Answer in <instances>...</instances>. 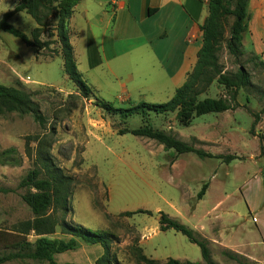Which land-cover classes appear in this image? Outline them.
I'll use <instances>...</instances> for the list:
<instances>
[{"label":"rangeland","instance_id":"1","mask_svg":"<svg viewBox=\"0 0 264 264\" xmlns=\"http://www.w3.org/2000/svg\"><path fill=\"white\" fill-rule=\"evenodd\" d=\"M7 6L11 8V3L0 4V18ZM9 21L27 34L31 24L35 23L25 12ZM50 21V26L41 35L43 40L54 39L50 32L55 17L52 16ZM51 48L58 49V46L52 44ZM31 51L19 38L0 32V83L16 86L20 81L46 117L45 126L41 127L30 115H0V152L14 147L17 150L14 157L20 159L18 165L0 163V188L8 189L0 191V255L12 250L11 243L16 238L13 227L32 216L21 198L26 190L18 184L35 166L37 144L30 142L29 156L25 150V136L37 135L49 141L55 163L74 178L75 188L70 199L72 212L66 218L90 230L113 234L115 238L110 242L113 264H146L138 258L140 251L156 261L152 264H165L169 257L206 264L199 247L185 235L173 229H159V211L205 238L214 264H264V244L248 213L250 202L251 206H257L255 217L264 219V212L258 211L264 205V156L259 148L261 142L264 151V68L256 64L257 60L251 58V54L235 59L226 49L225 42L218 52L223 71L234 72L239 65L244 66L251 82L263 92L241 88L236 97L240 106L233 112L195 116L187 126L178 123L175 112H148V123L154 129L172 132L182 141L213 155L238 156L224 161L218 157L201 158L194 152L183 153L175 159L173 149L165 150L155 140L144 141L141 136L118 133L120 129L142 125L141 115L133 114L123 119L117 114H109L96 105V97L84 96L66 78L61 57H54L50 50L42 49L37 58L33 53L36 61H31ZM225 94V89L214 81L199 99ZM166 100L165 96H146L144 101L160 103ZM111 103L122 108L132 105ZM254 113L258 118L251 132ZM114 130L116 134H111ZM172 158L176 160L173 164ZM203 183H207L208 191L201 200L197 193ZM217 202H220L223 219H229L223 233L225 244H241L244 248L247 242L249 246L256 244L251 257L235 253L218 241L211 243L197 232L200 219H218L212 211ZM138 209L148 210L150 214H123ZM219 226L217 223L207 225L206 233L211 235L213 230L217 234ZM53 236L63 234L57 228ZM27 239L33 241L35 235L31 232ZM87 254L83 248H77L61 253L57 259L82 264L80 262L91 257ZM2 264L37 262L14 259Z\"/></svg>","mask_w":264,"mask_h":264},{"label":"trees","instance_id":"2","mask_svg":"<svg viewBox=\"0 0 264 264\" xmlns=\"http://www.w3.org/2000/svg\"><path fill=\"white\" fill-rule=\"evenodd\" d=\"M78 2L79 0H18L13 9L2 14L0 32L12 34L26 46L32 47L36 58L39 50L42 49L50 50L53 55H60L64 74L84 96H88L91 94V88L82 78L77 68L67 28L68 19ZM247 2L248 0H208V15L201 25L202 45L198 52L197 61L185 81L176 88L170 99L160 103L140 101L126 108L115 107L111 102L95 99L96 105L109 114H117L123 119L133 114H140L143 118V124L139 127L123 128L118 133H131L135 136L155 140L163 146V149H173L176 153L175 156L185 152H194L201 158L218 157L224 161H230L238 157L235 154L213 155L202 148L182 141L172 132L154 129L148 123V112L153 111L156 114L175 112L178 123L187 126L195 116L238 108L240 104L236 97L241 88L260 91L251 82L250 74L244 66L239 65L234 72H226L222 70L218 60V52L223 42H225L228 52L235 59L245 54L242 39L243 33L247 29ZM20 11L30 15L36 23L29 34L15 27L9 21L15 13ZM52 16L55 17L54 33L50 32V36L54 39L43 40L41 35L44 29L50 26ZM227 32L228 36H226ZM52 44H58V49L51 48ZM251 58L258 60V57L254 55H251ZM256 64L264 68L263 61H257ZM214 81L225 89L226 94L219 97L199 99V96ZM11 113L21 116L30 115L39 126H45V115L39 105L32 99L31 93L24 89L20 81H17L16 86H7L0 83V115ZM253 116L251 132H253L258 114L254 113ZM31 141H35L37 144L34 149L35 166L29 169L20 179L18 186L26 190L21 198L30 209L32 216L18 222L13 227L12 231L16 238L11 243L12 250L0 255V264L14 259H31L36 261L37 264L44 261H47L48 264H59L54 260V254L77 248L75 238H79L88 244L99 243L102 246L103 253L95 260L94 264H113L110 242L115 237L107 231L90 230L66 218L67 214L72 212L70 199L75 188L74 178L66 174L55 163L49 151L50 143L45 137L25 136V150L29 156H31L32 150L30 147ZM259 148L260 153L264 156L261 142H259ZM14 153L17 154L14 147L2 150L0 152V163L18 165L20 159L15 158ZM173 160L174 158H172ZM206 188L207 183H203L197 193L198 199L203 197ZM0 191L6 192L8 189L0 188ZM138 212L150 214V211L140 209L124 211L123 214L131 216ZM158 221L161 231L173 229L182 233L190 242L199 247L202 260L206 264H214L205 238L200 237L193 229L162 211H159ZM57 228H59L61 234L71 235V238L64 240L50 237L56 233ZM31 232L35 235L33 241L27 239V235ZM138 258L146 264L156 262L141 251ZM62 264L75 263L65 262ZM165 264L201 263L189 260L180 261L169 257Z\"/></svg>","mask_w":264,"mask_h":264},{"label":"crops","instance_id":"3","mask_svg":"<svg viewBox=\"0 0 264 264\" xmlns=\"http://www.w3.org/2000/svg\"><path fill=\"white\" fill-rule=\"evenodd\" d=\"M17 1L0 0V4L11 3V8L7 6L8 11L14 8ZM19 14H24V11L15 13L10 19ZM207 15L208 0H79L68 19L67 28L77 68L91 88L92 97L119 104H136L144 101L146 96L170 99L197 61L202 45L201 25ZM31 25L33 28L36 23ZM51 32L54 33V30ZM242 45L245 54L254 55L258 57L257 61L264 62V0L247 2V29L243 33ZM30 48L31 61H36L34 49ZM111 134H116V131ZM141 138L144 141L148 139ZM182 154H177L175 159ZM220 206L217 202L212 207L218 219H200L197 232L211 243L218 241L235 253L251 257L256 244L249 246L247 240L245 248L241 244H225L223 233L229 219H223ZM248 207L264 244V219L255 217L257 206L253 207L248 202ZM258 211L264 212V205ZM213 223L220 226L217 227V234L212 230L210 235L205 229ZM53 235L50 237L53 238ZM57 238L68 240L71 235L63 234ZM75 240L77 248H83L84 253L91 255L86 262H80L82 264H94L103 253L99 243L83 247L85 242L79 238ZM61 253L53 256L59 264L75 263L58 260L57 256Z\"/></svg>","mask_w":264,"mask_h":264},{"label":"built area","instance_id":"4","mask_svg":"<svg viewBox=\"0 0 264 264\" xmlns=\"http://www.w3.org/2000/svg\"><path fill=\"white\" fill-rule=\"evenodd\" d=\"M114 1V0H113Z\"/></svg>","mask_w":264,"mask_h":264}]
</instances>
